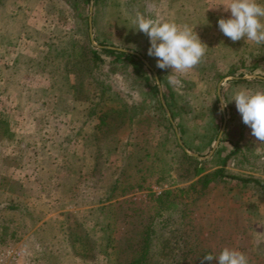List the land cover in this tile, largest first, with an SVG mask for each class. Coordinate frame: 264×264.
<instances>
[{"label":"rangeland","instance_id":"374dc122","mask_svg":"<svg viewBox=\"0 0 264 264\" xmlns=\"http://www.w3.org/2000/svg\"><path fill=\"white\" fill-rule=\"evenodd\" d=\"M97 1L0 0V264H108L106 237H138L146 226L158 264H195L203 250L225 246L264 264V188L198 182L237 142L246 157L227 171L264 184V144L231 101L241 88H264L256 78L264 77V44L220 31L219 19L231 16L227 0ZM140 8L190 25L208 46L176 86L166 77L171 69L148 55V36L134 29ZM87 44L137 53L156 94L130 67L110 65L109 54L97 50L103 61H91ZM101 87L109 99L100 102ZM221 95L229 102L223 111ZM101 108L133 117L92 133ZM114 180V197L101 202L112 213L99 214L94 194L104 196Z\"/></svg>","mask_w":264,"mask_h":264},{"label":"clouds","instance_id":"9594fccd","mask_svg":"<svg viewBox=\"0 0 264 264\" xmlns=\"http://www.w3.org/2000/svg\"><path fill=\"white\" fill-rule=\"evenodd\" d=\"M223 7L231 13L230 18L218 21V27L226 37L233 42L246 38V42L264 44V0H227ZM132 23L134 29L148 36V55L157 58L156 66L171 69L166 76L170 85H178L179 77L198 65L206 54L208 46L186 23L162 20L158 15L144 13H137ZM221 96L223 111L229 102ZM231 101H235L243 123L251 128V134L264 144V88H241L233 93ZM203 260H217L218 264H250L246 253L227 246L218 254H205Z\"/></svg>","mask_w":264,"mask_h":264},{"label":"trees","instance_id":"16d2710c","mask_svg":"<svg viewBox=\"0 0 264 264\" xmlns=\"http://www.w3.org/2000/svg\"><path fill=\"white\" fill-rule=\"evenodd\" d=\"M84 1L86 4L89 2V0H84ZM130 1L134 2L138 0H130ZM143 11L144 13L149 14L148 10L145 8L144 9L140 8L139 13H142ZM84 49L85 51H87L88 54H90L89 58L91 59V61H95V62L98 61L100 63L103 61L97 51V50H100V51H103L109 54V56L111 57L110 65L117 64L120 66L122 64V65H126L130 67L135 75L143 78V83L149 89V91L156 94V89L154 87V84L150 82V76L146 74V72L148 71V68L145 66L144 62L138 57L137 53L128 52L126 50L114 47L113 45L109 46L105 44H100L99 47L94 48V49H90V46H88L87 44L85 45ZM70 72L74 74L73 69ZM157 73H159V71H157ZM75 75L77 74L75 73ZM256 78L261 79V81L264 80V77H261L260 75L256 76ZM235 82H244V79L235 80ZM79 85H81V81H79ZM100 90L101 91L98 93L100 102L103 100L105 101V99H109L107 95H105L104 87H101ZM164 97L166 98V100L168 99L167 96L164 95ZM112 109L114 110V108ZM101 110H102L101 111L102 113H97L98 123H96L95 129L91 131L92 133H95L97 130L107 131L110 129V127H113V125L115 124L114 122L116 123L119 122L122 124L131 122L132 117H133L132 114L130 115V113H124L123 109L120 110V108L115 109L117 113L115 111H114L115 113H110L111 112L110 108H107L106 110L105 109L103 110L101 108ZM81 123L84 124V122H81ZM82 124L79 125L81 126V128H82ZM83 135H84L83 133H80V135L76 134V137L83 139ZM88 138H90V135H88V137L85 138L86 143H87ZM91 138L97 139V135ZM174 138H175V135H174ZM221 151H222V148L219 149L217 152L219 153ZM92 157L95 159L94 156ZM244 157H246L245 151H243V149L239 146V143L237 142L234 143L232 146V149L225 150V155L221 157L220 162L216 165V167L212 171L200 177L198 182H200L201 184L203 183L207 185L208 182H210L211 180L218 178L220 180H235V181L245 182V183L253 182L264 188V184H261L258 179H255L253 177L238 176L233 173H229V171H227L226 166L228 164H234L233 162L235 158L236 160L240 161V160H243ZM115 184H116V180H114L112 184L110 185V187L108 188V190H106L108 191L107 193H105L106 191H104V196H102V193L97 190V186L93 185L95 190H97V193L95 192L94 195L98 196V202L101 204L95 207L96 211H98L99 214H103L109 211H111L112 213L111 206L109 205L106 206L104 205V203L102 205L101 202L103 200H110L112 199V197H114L113 192L116 188ZM191 187H195V185L192 184ZM170 203H172V201H170ZM14 205L15 204L13 203L10 206L8 205V207L14 208L15 207ZM107 227H108V224L104 226L101 225L102 230H106ZM137 235L138 237H134V238L126 235V237L124 238L122 237V239H119V240L118 239L110 240V235L107 236L106 241L104 242L106 246V250L104 252L106 255L104 258L106 259L108 264H158V262L154 261V259H151L150 257V244L148 242L149 235H148L147 226L143 227V229L140 230V232H138ZM69 237H71L72 240H77V241L81 240V236H78L74 232H69ZM109 241H111L112 244H110ZM164 248L165 246H163V249ZM88 251L90 250L86 249L81 255H78V257L84 260L87 257ZM165 253L166 252H163L164 255ZM208 253H210V251L208 250H203L202 252H200L198 257L195 258L196 260L195 264H211V261L203 260L204 255ZM110 254H114V257H111Z\"/></svg>","mask_w":264,"mask_h":264},{"label":"crops","instance_id":"0c3cea01","mask_svg":"<svg viewBox=\"0 0 264 264\" xmlns=\"http://www.w3.org/2000/svg\"><path fill=\"white\" fill-rule=\"evenodd\" d=\"M37 176H38V178H41V179H45V181L46 182H53V181H55V177L52 175V173H49V172H46V173H38L37 174ZM38 183V181L36 182V184ZM38 186V185H37ZM36 191H40L39 190V188L38 189H35ZM37 192V194H36V196H39L40 195V193H38ZM41 196H43V195H41ZM33 197H35V196H33ZM54 212L53 211H51V212H47V214H46V217H44L45 219H48V218H50L51 217V215H53L54 216ZM42 219V220H45V219ZM41 222L42 221H40V222H38V224H36V226H35V228H37L40 224H41Z\"/></svg>","mask_w":264,"mask_h":264},{"label":"built area","instance_id":"2783aa9c","mask_svg":"<svg viewBox=\"0 0 264 264\" xmlns=\"http://www.w3.org/2000/svg\"><path fill=\"white\" fill-rule=\"evenodd\" d=\"M9 253V252H8ZM11 264H16V262H13V263H11ZM22 264H27L26 262H24V263H22Z\"/></svg>","mask_w":264,"mask_h":264},{"label":"water","instance_id":"95a60500","mask_svg":"<svg viewBox=\"0 0 264 264\" xmlns=\"http://www.w3.org/2000/svg\"><path fill=\"white\" fill-rule=\"evenodd\" d=\"M89 9H90V11H91V6L89 7ZM90 28H91V26H90ZM120 49V48H119Z\"/></svg>","mask_w":264,"mask_h":264}]
</instances>
